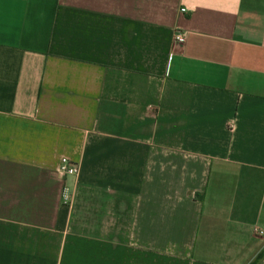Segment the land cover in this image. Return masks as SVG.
<instances>
[{"label":"crops","instance_id":"1","mask_svg":"<svg viewBox=\"0 0 264 264\" xmlns=\"http://www.w3.org/2000/svg\"><path fill=\"white\" fill-rule=\"evenodd\" d=\"M0 264H264V0H0Z\"/></svg>","mask_w":264,"mask_h":264},{"label":"built area","instance_id":"2","mask_svg":"<svg viewBox=\"0 0 264 264\" xmlns=\"http://www.w3.org/2000/svg\"><path fill=\"white\" fill-rule=\"evenodd\" d=\"M182 12H185V9H182ZM185 41L186 35L181 31H176L175 43L182 45L185 43ZM58 173L62 179H65L68 176H78L80 173V167L78 164L64 157L61 159ZM62 200L65 204L70 202V192L67 186H64L63 188Z\"/></svg>","mask_w":264,"mask_h":264},{"label":"trees","instance_id":"3","mask_svg":"<svg viewBox=\"0 0 264 264\" xmlns=\"http://www.w3.org/2000/svg\"><path fill=\"white\" fill-rule=\"evenodd\" d=\"M262 256H263V253H260V254L257 256V258H256L255 262H257L259 259H261V258H262Z\"/></svg>","mask_w":264,"mask_h":264}]
</instances>
